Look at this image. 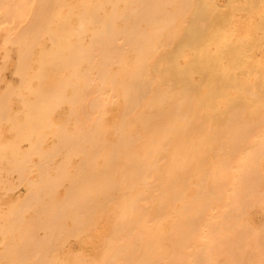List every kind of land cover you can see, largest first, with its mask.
<instances>
[{"label": "bare ground", "instance_id": "6f19581e", "mask_svg": "<svg viewBox=\"0 0 264 264\" xmlns=\"http://www.w3.org/2000/svg\"><path fill=\"white\" fill-rule=\"evenodd\" d=\"M0 264H264V0H0Z\"/></svg>", "mask_w": 264, "mask_h": 264}, {"label": "rangeland", "instance_id": "374dc122", "mask_svg": "<svg viewBox=\"0 0 264 264\" xmlns=\"http://www.w3.org/2000/svg\"><path fill=\"white\" fill-rule=\"evenodd\" d=\"M224 1H226V0H222V2H224Z\"/></svg>", "mask_w": 264, "mask_h": 264}]
</instances>
